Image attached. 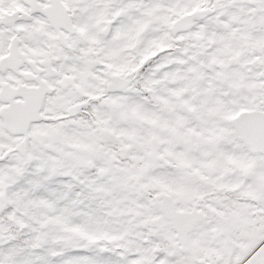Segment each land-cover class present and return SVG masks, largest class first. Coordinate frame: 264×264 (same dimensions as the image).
Masks as SVG:
<instances>
[{
	"label": "snow or ice",
	"instance_id": "6c2138e0",
	"mask_svg": "<svg viewBox=\"0 0 264 264\" xmlns=\"http://www.w3.org/2000/svg\"><path fill=\"white\" fill-rule=\"evenodd\" d=\"M0 264H264V0H0Z\"/></svg>",
	"mask_w": 264,
	"mask_h": 264
}]
</instances>
